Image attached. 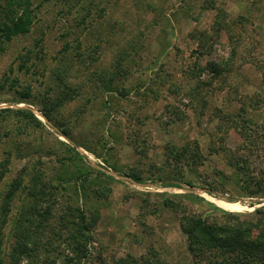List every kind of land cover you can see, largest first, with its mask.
<instances>
[{"label":"rangeland","instance_id":"rangeland-1","mask_svg":"<svg viewBox=\"0 0 264 264\" xmlns=\"http://www.w3.org/2000/svg\"><path fill=\"white\" fill-rule=\"evenodd\" d=\"M30 1L28 31L0 38V109L26 108L40 121L0 110V264L74 262L65 238L79 215L93 237L80 264H192L181 225L194 214L222 223L229 211L200 190L239 203L232 213L264 204V0ZM172 60L185 70L168 76L175 101L161 89L147 101L152 118L167 114L157 124L178 119L169 131L178 143L156 145L169 126L150 120L149 145L137 120L111 130L139 109L135 73L156 82ZM128 133L137 156L115 172L112 142ZM128 173L150 185H128ZM113 182L127 194L124 209L116 205L137 213L121 235L96 230L117 208Z\"/></svg>","mask_w":264,"mask_h":264},{"label":"trees","instance_id":"trees-1","mask_svg":"<svg viewBox=\"0 0 264 264\" xmlns=\"http://www.w3.org/2000/svg\"><path fill=\"white\" fill-rule=\"evenodd\" d=\"M6 3L0 9L1 12L3 11L4 20L9 24H3L5 28L2 31L3 34H0V38L9 41L13 36L28 31L31 23L29 19L31 1L9 0ZM0 110L14 111L37 120L33 112L26 108L12 109L6 107ZM40 111L51 121L44 109H40ZM61 132L67 135L63 130ZM128 177L135 182H144L138 175L128 173ZM253 204L249 203L250 206ZM222 212L226 215L225 222L222 223L216 222L210 215L194 214L185 221V224L181 225L182 231L187 236V248L192 257V264H264V204L251 212ZM79 218L80 224L73 225L69 222V225L72 224L73 226L67 227L66 230V244L75 252V260L74 262L71 260L70 264H80L81 259L86 256L84 247L93 239L87 226L83 223V217L79 215ZM65 225V222L61 223L60 230ZM54 234L57 235L58 232ZM23 247L25 248L23 252H30L26 245ZM115 264H135V262L131 258H123L119 262L116 261Z\"/></svg>","mask_w":264,"mask_h":264},{"label":"crops","instance_id":"crops-1","mask_svg":"<svg viewBox=\"0 0 264 264\" xmlns=\"http://www.w3.org/2000/svg\"><path fill=\"white\" fill-rule=\"evenodd\" d=\"M174 62L175 61L172 60V61H170V63L167 62L163 67H162V64H161V66L157 67L158 70L161 71V73L162 72H166V73L170 72V73L166 74L167 77L165 75H163V76L159 75L160 77H158V80L156 82L146 81L147 77L145 76V74H147V72L144 70H142L138 73H135L136 75L139 76V78L136 81V84L134 85L135 86L134 93H135V97H136L134 99L137 100V102H135V103H136V105H138L139 109L131 107V109H130V112H131L130 117L131 118L130 119H133L132 122H130V123L128 122L127 124L123 125L124 128L122 126H121L122 128H120V127H117L116 124H112L110 126L111 130L114 129L115 132L117 131V129L129 130L130 127L133 125V123L136 122V120H137L138 124H136V123H134V124L137 125L136 128H141V129H139V132L142 133V135H143V133H145V132H143V130H146V134H144L145 135L144 141L147 145H149L150 141L147 140V137L152 136L154 130L156 129V128L154 129V127L152 126L153 124L151 125V123L153 121V123H155L156 126L160 127L159 131H162V130L165 131L166 126H169L167 128L168 131L166 130V132H163V134H158L159 138L155 137L156 141H154V142L156 145L159 144L163 147L164 145L169 144L170 142L173 143L171 140H174V142L178 143V141H176L174 139L175 135H173L176 132L174 130H171V132H173V134L171 132H169L170 126H173L174 128L179 127V126H177V124L179 123L178 119L175 116H169L170 120L169 121L167 120V122H165L164 125H161L160 123H159L160 125L157 124L161 119L165 118L167 114H166V112H162L161 114H156L155 118H152L151 110L149 109V104L151 102L147 101V99L149 100V98L156 101V103L158 102V100H161V98H159V96H157V95H159L157 93L160 89H161V91H163V93H165L167 98H170V99L172 98L175 101V97H177V96H176V94H174V87H172L170 85V82H169L170 79L168 78V76L182 79L184 76L183 74L185 73V70L183 69L184 63L176 62L175 65H173ZM160 68H162V70ZM150 82H151V84H150ZM156 90H158V91H156ZM142 93H147V95L143 97V100L139 97L142 95ZM136 94L138 97L136 96ZM130 95H133V97H134L133 93H131ZM163 100H165V99H163ZM125 106L127 108L126 102H125ZM119 108H121V107L119 106ZM145 112H147V114H149V115L144 118L143 115H141V114H146ZM112 113H113L112 115H115V112H112ZM120 113L121 114L124 113L123 119L126 118V116H128L127 110H125V111L120 110ZM140 115H141V118H139ZM120 116L121 115H119V117ZM157 118H158V120H157ZM148 120H150L151 123H149ZM177 129H179V128H177ZM149 131H152V132L150 133ZM127 135H129V133ZM127 135H126L124 140L120 141L121 137L118 134L117 138H114L115 142H112L113 146L116 145V147L117 146L120 147L119 150L116 151V153H117L116 156L118 159H116L115 163H114V171L115 172H120V170H119L120 169L119 166L121 165L120 163H123V164L128 163L127 165L131 166L134 163V161H133L134 158L137 156V152L134 149L135 145L137 144L135 141L136 136L131 137L129 135V137H128L129 142H128L127 141ZM121 147H124L125 153H121V151L123 150ZM164 181L165 182L166 181L175 182L173 177L166 178V180H164ZM112 186H113L112 197L115 200V203L113 205H116V204L119 205L120 204L124 209V205L127 204V199L124 198V196H127V194H125L124 196H119L120 191H118L119 187L117 186V183L113 182ZM171 187L174 188L173 185H171V186L169 185V188H171ZM163 188H167V187H163ZM121 191H123V190H121ZM118 205H116L117 208H115V213H114V215H111L110 219H107L106 221H104V218L106 215L103 214L104 216L103 215L100 216V218L98 219V223L96 225V228L98 226V228L96 230H99V231L109 230L116 235H121L122 232L121 233L118 232V228L120 226H124V225L130 226V222L132 221V216L136 215L137 213H135V211L132 215H128L127 211H125V213H123L122 212L123 209L119 208ZM109 207H112V206L110 205ZM138 207H137V209H138ZM136 212L139 213V211H136ZM133 224H134V221H133ZM127 230H129V228ZM126 232H128V231H125V233Z\"/></svg>","mask_w":264,"mask_h":264},{"label":"bare ground","instance_id":"bare-ground-1","mask_svg":"<svg viewBox=\"0 0 264 264\" xmlns=\"http://www.w3.org/2000/svg\"><path fill=\"white\" fill-rule=\"evenodd\" d=\"M200 194L208 199H210L211 201H214L218 206H220L221 208L225 209V210H229V211H237L240 209V205L239 203L236 202H231V201H226L223 199H216L214 197H212L211 195L205 193V192H201L200 190Z\"/></svg>","mask_w":264,"mask_h":264},{"label":"built area","instance_id":"built-area-1","mask_svg":"<svg viewBox=\"0 0 264 264\" xmlns=\"http://www.w3.org/2000/svg\"><path fill=\"white\" fill-rule=\"evenodd\" d=\"M127 179L130 180V182H127L128 185L133 184L132 186H135V187L149 186V185H150V183H145V182H135V181H133V180L130 179V178H127ZM129 183H130V184H129ZM130 186H131V185H130Z\"/></svg>","mask_w":264,"mask_h":264}]
</instances>
